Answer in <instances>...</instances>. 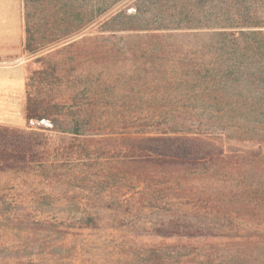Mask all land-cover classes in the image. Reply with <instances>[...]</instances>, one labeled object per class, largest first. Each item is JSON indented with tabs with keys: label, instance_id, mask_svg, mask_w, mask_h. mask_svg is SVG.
I'll use <instances>...</instances> for the list:
<instances>
[{
	"label": "trees",
	"instance_id": "obj_1",
	"mask_svg": "<svg viewBox=\"0 0 264 264\" xmlns=\"http://www.w3.org/2000/svg\"><path fill=\"white\" fill-rule=\"evenodd\" d=\"M21 12L29 129L0 124V264H264V151L226 152L117 93L141 72H240L264 99V0H21ZM179 47L203 59L143 67Z\"/></svg>",
	"mask_w": 264,
	"mask_h": 264
},
{
	"label": "rangeland",
	"instance_id": "obj_2",
	"mask_svg": "<svg viewBox=\"0 0 264 264\" xmlns=\"http://www.w3.org/2000/svg\"><path fill=\"white\" fill-rule=\"evenodd\" d=\"M19 3L21 5V0ZM21 13L20 11L19 17H22ZM183 42L187 43L186 40L181 43ZM190 48L179 47L173 50L168 59H162L156 62L157 64L149 62L143 67L152 66L155 68L153 70L157 71L162 68L170 69L172 66L199 64L203 59L200 55L203 52ZM23 55L24 61L28 60L29 56ZM143 74L144 72H141V77L136 82L126 78L125 83L120 81L125 86L117 84L118 96L126 99L125 102L131 99L136 101V107L133 109L149 106L152 110L174 111L187 121L195 122L200 131L205 134L202 135L203 140L226 152L259 149L264 151V144H258L259 139L264 140V99H261L263 91L253 90L250 83H240L239 81L243 79L240 72L232 76L203 72L201 73L203 78L181 83H172L169 78L161 75L152 74L145 77L146 75ZM21 122L22 117L15 121L16 124ZM7 126L29 129L25 125ZM29 126L35 128L38 124L29 123ZM68 138V135L52 134L51 136L53 142L66 141ZM160 239L151 234L137 236V240L146 243H154ZM165 241L185 242L186 239L169 237ZM109 264L113 262L110 261Z\"/></svg>",
	"mask_w": 264,
	"mask_h": 264
},
{
	"label": "crops",
	"instance_id": "obj_3",
	"mask_svg": "<svg viewBox=\"0 0 264 264\" xmlns=\"http://www.w3.org/2000/svg\"><path fill=\"white\" fill-rule=\"evenodd\" d=\"M19 0H0V124L24 126V39ZM18 14V17L16 15ZM22 117L21 124L15 121Z\"/></svg>",
	"mask_w": 264,
	"mask_h": 264
},
{
	"label": "built area",
	"instance_id": "obj_4",
	"mask_svg": "<svg viewBox=\"0 0 264 264\" xmlns=\"http://www.w3.org/2000/svg\"><path fill=\"white\" fill-rule=\"evenodd\" d=\"M29 123L30 124H38V125L41 124V125H44V126H50L51 125V123L48 120H46V119H41L39 121L30 120Z\"/></svg>",
	"mask_w": 264,
	"mask_h": 264
}]
</instances>
